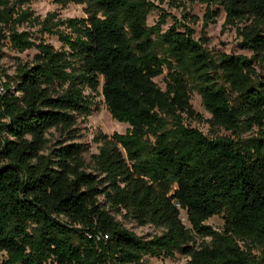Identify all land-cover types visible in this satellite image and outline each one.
Here are the masks:
<instances>
[{"label":"trees","instance_id":"obj_1","mask_svg":"<svg viewBox=\"0 0 264 264\" xmlns=\"http://www.w3.org/2000/svg\"><path fill=\"white\" fill-rule=\"evenodd\" d=\"M197 1L210 20L222 9L250 57L212 54L176 19L164 30L163 11L148 26L150 0H50L84 17L41 22L0 0V58L35 50L12 75L0 67V264H264V0ZM193 91L228 135L186 124ZM98 95L128 129L96 133L87 161L78 123Z\"/></svg>","mask_w":264,"mask_h":264},{"label":"rangeland","instance_id":"obj_2","mask_svg":"<svg viewBox=\"0 0 264 264\" xmlns=\"http://www.w3.org/2000/svg\"><path fill=\"white\" fill-rule=\"evenodd\" d=\"M16 5L18 9H30L33 16L39 22L43 21L47 14L55 13L58 19L65 20L69 18L84 17V6L81 5H68L64 8L54 5L50 0H10ZM155 5V11H152L147 17L148 26L156 24L161 16L160 12H165L169 19L162 27L164 30L172 24V19L181 21V23L188 25L193 32V37L198 40L201 37L206 39L205 48L212 54H238L247 57L251 56L248 51L239 50L237 45L240 42L238 33L236 32V24H225V14L219 8L218 16L214 20L207 19L206 5L197 0H177L170 2L169 0H150ZM215 7H212L214 10ZM39 26H31L30 24H23L18 28L19 32H30L33 38L37 41L41 40L47 44L52 45L55 49H59L61 44L54 36L41 34L38 32ZM3 56L0 58V67L7 75H12L15 63L20 60L23 62L31 60L35 54V50H28L23 53H18L8 45L2 48ZM264 73V66L262 68ZM155 82L163 88V78L155 79ZM100 91V88H99ZM96 111H94L84 122L79 121L78 128L80 129V139L85 146L84 156L89 161L90 155L98 152V144L93 142L96 133H101L111 136L113 133L124 134L128 129V125L119 123L111 118L107 112L103 98L98 95L95 100ZM190 104L193 111L198 115L197 118L187 121L186 124L192 128H196L203 134L213 137L216 135H228L223 130H211L207 123L210 115L206 112L201 104L199 95L192 92L190 95ZM117 220L121 221L124 226L135 232L141 237H151L159 233L158 230L146 226L138 227L134 223L125 221L119 216ZM182 223L188 227L184 220V214H181ZM206 224L215 229H220L222 221L219 217L209 219ZM187 258L176 256L174 259H148L147 264H186Z\"/></svg>","mask_w":264,"mask_h":264},{"label":"built area","instance_id":"obj_3","mask_svg":"<svg viewBox=\"0 0 264 264\" xmlns=\"http://www.w3.org/2000/svg\"><path fill=\"white\" fill-rule=\"evenodd\" d=\"M2 92V88L0 87V93Z\"/></svg>","mask_w":264,"mask_h":264}]
</instances>
